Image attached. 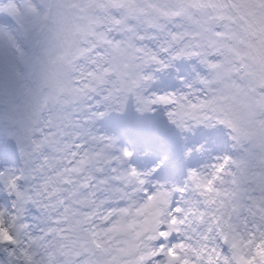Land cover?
Wrapping results in <instances>:
<instances>
[{
  "label": "clouds",
  "instance_id": "obj_1",
  "mask_svg": "<svg viewBox=\"0 0 264 264\" xmlns=\"http://www.w3.org/2000/svg\"><path fill=\"white\" fill-rule=\"evenodd\" d=\"M14 2L0 264H264V0ZM179 61L184 86L154 90ZM173 93L191 115L148 103ZM161 108L166 138L105 123Z\"/></svg>",
  "mask_w": 264,
  "mask_h": 264
},
{
  "label": "rangeland",
  "instance_id": "obj_2",
  "mask_svg": "<svg viewBox=\"0 0 264 264\" xmlns=\"http://www.w3.org/2000/svg\"><path fill=\"white\" fill-rule=\"evenodd\" d=\"M0 19H7L6 16L0 14ZM192 61H179L174 66L165 69L158 73V80L154 86V90L158 92H170L180 90L184 86V80L190 78L192 74ZM183 77V80L181 79ZM164 109L158 110L157 114L146 116L143 118L136 117L134 114L128 117H120L119 120L125 121L131 127L133 133L132 138H136L139 133L144 135L166 138V135L171 133V129L167 125L164 116ZM116 116L110 117L106 122L115 120ZM105 122V123H106ZM109 128L116 129L114 125ZM5 145L0 144V150H3Z\"/></svg>",
  "mask_w": 264,
  "mask_h": 264
},
{
  "label": "snow or ice",
  "instance_id": "obj_3",
  "mask_svg": "<svg viewBox=\"0 0 264 264\" xmlns=\"http://www.w3.org/2000/svg\"><path fill=\"white\" fill-rule=\"evenodd\" d=\"M0 14H6L8 17H11L13 19H18L21 16L20 8L19 6L14 2V0H8V3L4 5H0ZM149 104H155L159 103L162 105H174L175 106V113L169 112V115H177L180 117H183L185 115H191V113L185 112L184 110V104L181 103V99L177 98L176 94H167V95H160L157 97L155 101H149ZM195 107V106H193ZM151 110V109H149ZM6 239H10V235L5 237ZM172 255H175V253H171ZM144 259L143 256H141V260Z\"/></svg>",
  "mask_w": 264,
  "mask_h": 264
}]
</instances>
